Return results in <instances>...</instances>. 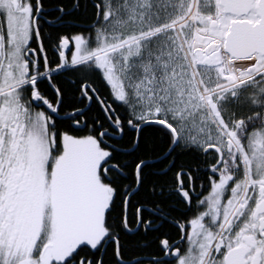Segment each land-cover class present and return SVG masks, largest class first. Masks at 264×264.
<instances>
[{
	"label": "snow or ice",
	"instance_id": "snow-or-ice-1",
	"mask_svg": "<svg viewBox=\"0 0 264 264\" xmlns=\"http://www.w3.org/2000/svg\"><path fill=\"white\" fill-rule=\"evenodd\" d=\"M150 129L184 212L147 264H264V0H0V264H145Z\"/></svg>",
	"mask_w": 264,
	"mask_h": 264
},
{
	"label": "trees",
	"instance_id": "trees-1",
	"mask_svg": "<svg viewBox=\"0 0 264 264\" xmlns=\"http://www.w3.org/2000/svg\"><path fill=\"white\" fill-rule=\"evenodd\" d=\"M48 2L50 3H54V6H60V7H65L66 9H71V6L73 4V0H48ZM89 19V17H83V21L81 22L80 19H78V17L76 16H70L69 20L72 21L73 23L71 24V28L70 30L72 32H76L82 28L87 27V20ZM50 30V29H49ZM82 75V74H81ZM96 80L98 81V83L101 85L102 90H104L105 92L107 91V88L104 86V84L102 83V81H100V79H98L99 77H95ZM73 80H77V76L76 75H64L62 77H60V81L63 83V86L65 88H68L71 90L72 94L78 99L79 97V92L77 91V89L72 85V81ZM88 81H93L92 77L90 80V76H89V80ZM68 111H70V109H68ZM122 113H123V109H121ZM99 111H98V107H93L92 109V113L91 115L95 116L98 115ZM165 137L163 136V134L155 129H150L149 131L144 133V142L143 144L140 146V152L137 154L139 156H142L145 160L147 161H153L158 158V154H159V149L161 147H163V141H164ZM125 145L127 144V140L124 141ZM127 160H133L135 159L134 156H126L124 157ZM176 166H178L179 164L183 165L185 163H190V162H195L196 159L188 154H181L178 153L175 157H174ZM152 163V167L148 168L146 170V176H147V180L146 183L144 185V190L143 192H141L140 194V200L144 201L145 204H147L149 198H151V192H150V187H155L156 188V192L154 193V200L156 201H168V196L166 192L167 190H165L164 187L167 188L168 185H171V181L173 180V175L174 172H169V174L167 176H164L161 174L162 169L166 168L167 165L166 164H162L160 161H155V162H151ZM156 171V173H154L153 171ZM150 178L156 179L155 184L152 186V183H150L148 180ZM161 189H163V196H161V194L159 195V192H161ZM134 237L131 234H127L124 237V243L126 246V253L127 256L129 257V259L133 258L132 255V244H133V239Z\"/></svg>",
	"mask_w": 264,
	"mask_h": 264
},
{
	"label": "flooded vegetation",
	"instance_id": "flooded-vegetation-1",
	"mask_svg": "<svg viewBox=\"0 0 264 264\" xmlns=\"http://www.w3.org/2000/svg\"><path fill=\"white\" fill-rule=\"evenodd\" d=\"M46 3L48 5V10L50 12H55L58 6L56 5L54 6V3H50L48 2V0H46ZM53 18L54 17L49 16V19H53ZM72 51H74V49H72ZM69 55H71V52L69 53ZM89 76H90V80L92 77L93 81L91 82L86 81V82L88 83L94 82V86L97 87L99 91L103 93L105 97H107L109 95V89L107 88V86L104 85L107 88V91L105 92L104 90H102L101 85L98 83V81L95 78L97 76L99 77L98 79L102 81L100 73L99 72L91 73L89 74ZM181 154H184V153L181 152ZM180 167H183L185 169H188V168L195 169L198 167L200 169L199 171L200 179L197 181V184L199 185L201 183H204L205 188L208 187L206 183V178L204 177V172L206 171L207 166L202 161L200 163H197V161H195V162H190V163L187 162L183 165L179 164L177 168H180ZM153 172L156 173L157 170L156 171L154 170ZM148 181L152 183V186H153L156 182V179L150 178ZM170 186L171 185H168L167 188L164 187L165 190H167L166 192H168L167 193V196L169 198L168 201L154 200V193L152 192V187H150L151 198H149L147 204L144 203L145 209H152L153 211H155V207L159 206L160 208H163L164 214H167V219H164V220L158 219L155 215L152 214L151 211H145L144 215L147 216L149 219H152L154 224L160 226V230L159 231H149V232L139 230L138 232L131 233V235L134 237L133 244H132L133 258L131 259L133 262H135L136 260H142L145 262V264H147L148 261H150L151 259H153L154 257L158 255L159 248H160V245H159L160 239L165 238V237H171L173 239L178 238L174 218L178 217L180 213L184 212V208L177 203V198L175 196L170 195ZM206 194L207 192H205V195ZM159 195H160V192H159ZM138 200H140V197H138ZM173 209H178L179 211H173Z\"/></svg>",
	"mask_w": 264,
	"mask_h": 264
},
{
	"label": "water",
	"instance_id": "water-1",
	"mask_svg": "<svg viewBox=\"0 0 264 264\" xmlns=\"http://www.w3.org/2000/svg\"><path fill=\"white\" fill-rule=\"evenodd\" d=\"M155 161H159V159L153 160V161H149V162H155Z\"/></svg>",
	"mask_w": 264,
	"mask_h": 264
}]
</instances>
